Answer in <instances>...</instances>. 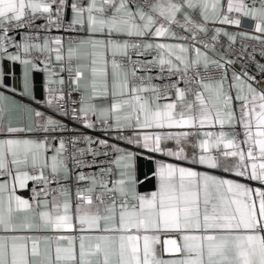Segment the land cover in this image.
<instances>
[{"label": "snow or ice", "instance_id": "snow-or-ice-1", "mask_svg": "<svg viewBox=\"0 0 264 264\" xmlns=\"http://www.w3.org/2000/svg\"><path fill=\"white\" fill-rule=\"evenodd\" d=\"M0 264H264V0H0Z\"/></svg>", "mask_w": 264, "mask_h": 264}, {"label": "built area", "instance_id": "built-area-1", "mask_svg": "<svg viewBox=\"0 0 264 264\" xmlns=\"http://www.w3.org/2000/svg\"><path fill=\"white\" fill-rule=\"evenodd\" d=\"M237 47H239V44H237ZM249 51H251V48H249ZM256 57H257L258 60L261 59V57H259V55L257 53H256Z\"/></svg>", "mask_w": 264, "mask_h": 264}, {"label": "crops", "instance_id": "crops-1", "mask_svg": "<svg viewBox=\"0 0 264 264\" xmlns=\"http://www.w3.org/2000/svg\"><path fill=\"white\" fill-rule=\"evenodd\" d=\"M232 30H235V29H232ZM257 54L259 55V53L257 52ZM260 57V56H259ZM18 67V66H17ZM41 75V74H40Z\"/></svg>", "mask_w": 264, "mask_h": 264}, {"label": "water", "instance_id": "water-1", "mask_svg": "<svg viewBox=\"0 0 264 264\" xmlns=\"http://www.w3.org/2000/svg\"><path fill=\"white\" fill-rule=\"evenodd\" d=\"M40 76H41V78H42V74H41Z\"/></svg>", "mask_w": 264, "mask_h": 264}]
</instances>
